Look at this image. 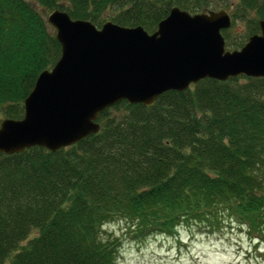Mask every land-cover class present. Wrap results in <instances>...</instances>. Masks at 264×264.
Wrapping results in <instances>:
<instances>
[{"label":"trees","instance_id":"obj_1","mask_svg":"<svg viewBox=\"0 0 264 264\" xmlns=\"http://www.w3.org/2000/svg\"><path fill=\"white\" fill-rule=\"evenodd\" d=\"M214 1L0 0V120L22 116L36 76L59 56L50 11L150 33L170 7L192 14ZM228 5L247 37L258 33L264 0ZM96 122V133L52 152L0 153V264H116L119 241L101 237L114 220L137 241L181 227L212 233L225 217L261 229L264 76L203 78L150 106L122 100Z\"/></svg>","mask_w":264,"mask_h":264},{"label":"water","instance_id":"obj_2","mask_svg":"<svg viewBox=\"0 0 264 264\" xmlns=\"http://www.w3.org/2000/svg\"><path fill=\"white\" fill-rule=\"evenodd\" d=\"M46 22L59 56L36 76L22 116L0 120V153L31 146L52 152L74 144L96 133L98 113L122 100L150 106L161 93L203 78L264 76V20L257 22L258 33L228 50L220 30L231 18L222 8L190 14L172 6L150 33L111 21L97 28L56 9Z\"/></svg>","mask_w":264,"mask_h":264},{"label":"rangeland","instance_id":"obj_3","mask_svg":"<svg viewBox=\"0 0 264 264\" xmlns=\"http://www.w3.org/2000/svg\"><path fill=\"white\" fill-rule=\"evenodd\" d=\"M231 1H214L209 8H224L229 13ZM246 30L244 21L233 23L231 18L230 26L222 31L227 42L224 39L225 48L230 50L244 43ZM124 227L122 221L114 220L101 228V237L119 241L116 264H264V216L257 233L233 217H225L212 233L196 226L191 230L181 227L170 235H149L142 241L128 236Z\"/></svg>","mask_w":264,"mask_h":264},{"label":"flooded vegetation","instance_id":"obj_4","mask_svg":"<svg viewBox=\"0 0 264 264\" xmlns=\"http://www.w3.org/2000/svg\"><path fill=\"white\" fill-rule=\"evenodd\" d=\"M223 31V30H222Z\"/></svg>","mask_w":264,"mask_h":264}]
</instances>
